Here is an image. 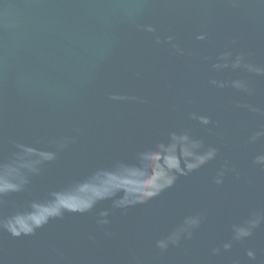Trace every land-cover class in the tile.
I'll use <instances>...</instances> for the list:
<instances>
[{"label":"water","instance_id":"obj_1","mask_svg":"<svg viewBox=\"0 0 264 264\" xmlns=\"http://www.w3.org/2000/svg\"><path fill=\"white\" fill-rule=\"evenodd\" d=\"M261 156L264 0H0V264H264Z\"/></svg>","mask_w":264,"mask_h":264},{"label":"clouds","instance_id":"obj_2","mask_svg":"<svg viewBox=\"0 0 264 264\" xmlns=\"http://www.w3.org/2000/svg\"><path fill=\"white\" fill-rule=\"evenodd\" d=\"M201 39H203V37H200ZM257 161L260 163V164H264V156H261V157H258L257 158ZM217 183H220V181L218 180ZM101 215H107L106 213H102ZM107 221H104V223H106ZM11 235L13 236H18L19 233H16V232H10ZM160 248H164L163 245H158ZM225 249H228L230 246L229 245H224ZM248 257L250 259H254V253L252 251H248L247 253Z\"/></svg>","mask_w":264,"mask_h":264}]
</instances>
